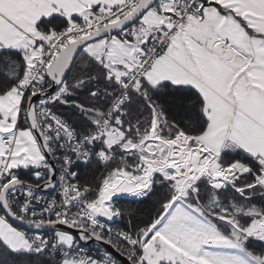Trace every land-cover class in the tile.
I'll return each mask as SVG.
<instances>
[{
    "label": "snow or ice",
    "instance_id": "obj_1",
    "mask_svg": "<svg viewBox=\"0 0 264 264\" xmlns=\"http://www.w3.org/2000/svg\"><path fill=\"white\" fill-rule=\"evenodd\" d=\"M0 264H264V0H0Z\"/></svg>",
    "mask_w": 264,
    "mask_h": 264
},
{
    "label": "trees",
    "instance_id": "obj_2",
    "mask_svg": "<svg viewBox=\"0 0 264 264\" xmlns=\"http://www.w3.org/2000/svg\"><path fill=\"white\" fill-rule=\"evenodd\" d=\"M125 206H128L127 204ZM131 207L136 210L137 215L144 216L146 213L150 211V205H131Z\"/></svg>",
    "mask_w": 264,
    "mask_h": 264
}]
</instances>
